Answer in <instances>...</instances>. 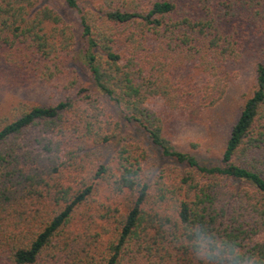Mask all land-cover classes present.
<instances>
[{
    "label": "trees",
    "instance_id": "trees-1",
    "mask_svg": "<svg viewBox=\"0 0 264 264\" xmlns=\"http://www.w3.org/2000/svg\"><path fill=\"white\" fill-rule=\"evenodd\" d=\"M65 2L0 0V95L50 91L0 109V264H201L194 226L264 264V0ZM250 53L218 161L182 148Z\"/></svg>",
    "mask_w": 264,
    "mask_h": 264
},
{
    "label": "rangeland",
    "instance_id": "rangeland-1",
    "mask_svg": "<svg viewBox=\"0 0 264 264\" xmlns=\"http://www.w3.org/2000/svg\"><path fill=\"white\" fill-rule=\"evenodd\" d=\"M57 8L62 14L77 22L76 14L70 10L65 0H39ZM254 54H248L231 68L227 89L221 101L207 108L198 121L181 119L176 142L184 149L196 152L209 162H217L233 123L240 114V108L256 83V63ZM50 91L41 85L30 84L29 88H18L0 95L1 112L11 106V101H35L46 98ZM44 96V97H43ZM2 101V103H1ZM153 104L160 105L154 101Z\"/></svg>",
    "mask_w": 264,
    "mask_h": 264
},
{
    "label": "clouds",
    "instance_id": "clouds-1",
    "mask_svg": "<svg viewBox=\"0 0 264 264\" xmlns=\"http://www.w3.org/2000/svg\"><path fill=\"white\" fill-rule=\"evenodd\" d=\"M189 235L195 241L191 245L194 256L201 264H254L236 244L216 238L202 226L191 228Z\"/></svg>",
    "mask_w": 264,
    "mask_h": 264
}]
</instances>
